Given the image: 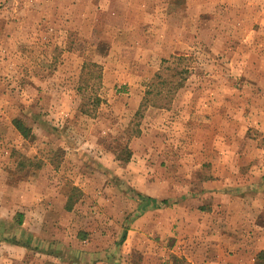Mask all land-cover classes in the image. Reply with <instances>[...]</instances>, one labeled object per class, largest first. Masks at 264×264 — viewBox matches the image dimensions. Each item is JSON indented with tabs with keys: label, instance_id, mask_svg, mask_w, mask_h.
Segmentation results:
<instances>
[{
	"label": "rangeland",
	"instance_id": "rangeland-1",
	"mask_svg": "<svg viewBox=\"0 0 264 264\" xmlns=\"http://www.w3.org/2000/svg\"><path fill=\"white\" fill-rule=\"evenodd\" d=\"M261 252L264 0H0V264Z\"/></svg>",
	"mask_w": 264,
	"mask_h": 264
},
{
	"label": "trees",
	"instance_id": "trees-1",
	"mask_svg": "<svg viewBox=\"0 0 264 264\" xmlns=\"http://www.w3.org/2000/svg\"><path fill=\"white\" fill-rule=\"evenodd\" d=\"M93 67H97V66H93ZM186 74V70H180V68L178 66H167L166 68H162L160 73L155 77V80L152 82L151 84V89H149L146 94L145 97L142 100V103L139 107V110L137 112V116H141L143 115V113L147 110V108L149 106H153V107H157V108H162V109H166L169 107L173 95L183 87L184 83L182 82L183 80V75ZM165 76H169L170 79L171 78H177L178 80H180V82L178 84H176V86L171 87L172 86V82H170V80L168 78H166ZM100 78V74H98V77ZM185 79V78H184ZM168 87L167 90H163V88ZM161 89V90H159ZM157 90V91H156ZM150 96H153L152 98H150ZM94 103L97 105H99V100L96 99L94 101ZM14 125L16 127V129L23 135V136H27L28 134V130L24 128L23 124L20 121H15ZM153 203H155V205L157 204V206H161V205H167L169 204V201L164 200L161 202H157V201H153ZM68 209H71V204H68ZM22 217V216H21ZM20 224L22 223V219H20ZM259 261H264V252H261L258 256Z\"/></svg>",
	"mask_w": 264,
	"mask_h": 264
}]
</instances>
